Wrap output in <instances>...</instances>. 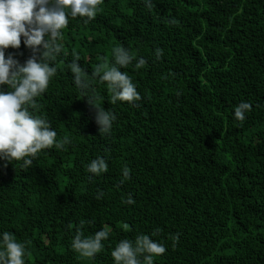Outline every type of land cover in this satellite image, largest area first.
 Returning a JSON list of instances; mask_svg holds the SVG:
<instances>
[{
  "label": "trees",
  "instance_id": "trees-1",
  "mask_svg": "<svg viewBox=\"0 0 264 264\" xmlns=\"http://www.w3.org/2000/svg\"><path fill=\"white\" fill-rule=\"evenodd\" d=\"M63 39L37 114L71 143L43 150L28 169L0 160V232L30 242L26 264H114L119 241L156 228L152 238L167 250L154 264H264V0H153L151 9L104 0ZM116 45L146 61L121 69L141 99L111 103L106 83L93 79L97 103L117 116L102 136L68 64L76 53L91 74ZM8 55L23 64L33 53L22 37ZM241 101L252 107L238 121ZM96 157L109 165L99 176L86 171ZM129 194L134 204L123 203ZM81 220L85 235L110 232L94 258L71 248Z\"/></svg>",
  "mask_w": 264,
  "mask_h": 264
},
{
  "label": "clouds",
  "instance_id": "clouds-1",
  "mask_svg": "<svg viewBox=\"0 0 264 264\" xmlns=\"http://www.w3.org/2000/svg\"><path fill=\"white\" fill-rule=\"evenodd\" d=\"M103 3L104 0H0V160L19 163L21 168L28 169L43 150L66 149L71 143L68 136L58 139L49 120L37 114L38 98L48 91L58 72L57 62L65 55L64 30L76 19L87 25L95 19ZM143 3L148 9L153 7V0H143ZM171 22L176 23L174 19ZM22 37L33 55L20 64L12 55L6 58L5 50L10 46L19 48ZM111 53V63L105 57H98L102 62L91 74L81 66L76 53L68 64L73 83L96 109L95 121L102 136L112 132L117 116L111 109L105 110L97 103L100 97L92 80L98 78L100 83H106L111 103H133L141 99L140 93L136 83L121 69L132 65L134 60L136 69L146 63L143 57L137 58L122 45L113 46ZM163 54V49H155L157 59ZM5 85L9 91H5ZM251 107L248 102L241 101L234 109V118L243 121ZM108 168L104 157H96L87 164L86 171L99 176ZM122 175L125 180L130 179V170L124 167ZM102 195L101 192L96 198L100 199ZM123 203L134 204L135 200L129 194ZM85 223L80 221L71 248L81 257L94 258L103 250V241L108 240L110 232L107 226H103L102 230L85 235L81 230ZM159 231L156 228L151 236L138 234L135 239L119 241L111 251L114 264H154V259L167 250L162 241L152 238ZM171 239L175 247L179 235ZM29 243L17 240L9 231L0 232V264H26L30 255Z\"/></svg>",
  "mask_w": 264,
  "mask_h": 264
}]
</instances>
